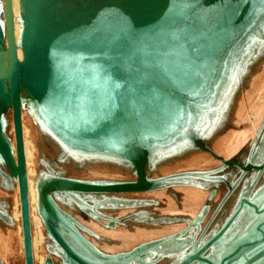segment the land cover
<instances>
[{
	"label": "rangeland",
	"instance_id": "1",
	"mask_svg": "<svg viewBox=\"0 0 264 264\" xmlns=\"http://www.w3.org/2000/svg\"><path fill=\"white\" fill-rule=\"evenodd\" d=\"M12 2L21 73L45 87L22 83L26 159H57L73 248L176 264L232 218L203 255L264 264V0ZM0 126L13 162L11 110Z\"/></svg>",
	"mask_w": 264,
	"mask_h": 264
},
{
	"label": "water",
	"instance_id": "2",
	"mask_svg": "<svg viewBox=\"0 0 264 264\" xmlns=\"http://www.w3.org/2000/svg\"><path fill=\"white\" fill-rule=\"evenodd\" d=\"M2 7L3 33L0 36V105L4 106L7 104L11 108L16 156L14 164L18 181L21 230L24 243V261L25 264H34L32 249V223L29 200V176L27 172L22 122V83H26L33 92L41 95H44L45 87L41 79L26 80L22 75L23 73H21L19 66V50L16 39L12 0H2ZM36 81L40 82L42 86V92L36 90L31 84V82ZM56 215H59L63 221L57 219ZM42 216L45 228L63 250L68 260L74 261L77 264H99L81 255L69 243L65 235L59 229V225H66V221L58 211L50 209L48 213L45 212ZM231 219L232 218H230V220ZM229 221L221 228L219 232L207 240L200 248L189 253L182 261L176 264H191L196 260L204 261L208 264H215L212 260L205 257L203 253L214 242V240H216L217 237L221 235Z\"/></svg>",
	"mask_w": 264,
	"mask_h": 264
},
{
	"label": "crops",
	"instance_id": "3",
	"mask_svg": "<svg viewBox=\"0 0 264 264\" xmlns=\"http://www.w3.org/2000/svg\"><path fill=\"white\" fill-rule=\"evenodd\" d=\"M2 33L3 7L2 0H0V36ZM4 108L11 110L7 104L4 106L0 105V110H4ZM3 135L8 136V131L0 126V264H25L18 181L15 173L14 160L12 162L7 154L9 145ZM36 147H38V145H36ZM1 152H5L6 155L2 156ZM31 158L30 162L26 159V163L29 176V200L34 264H66L67 258L65 253L45 228L42 220L43 213H48L50 209H54L58 212L60 210L56 200L48 191V187L52 184V177L56 172L54 170H50L49 172L46 171L44 165L48 162L46 159H49V161L55 159V164L57 159L42 154H38L35 159H33V154ZM29 164L33 165L30 171ZM32 186L35 187V192H32ZM34 226L37 228L41 226V230L39 228L37 232L38 239L36 247H34Z\"/></svg>",
	"mask_w": 264,
	"mask_h": 264
},
{
	"label": "bare ground",
	"instance_id": "4",
	"mask_svg": "<svg viewBox=\"0 0 264 264\" xmlns=\"http://www.w3.org/2000/svg\"><path fill=\"white\" fill-rule=\"evenodd\" d=\"M5 45V44H4ZM6 46V45H5ZM31 84L33 85V87L36 90H39L40 92H42V86L40 84V82L36 81V82H31ZM31 152V151H30ZM29 151H27V157L29 158L32 155V152L30 153ZM25 154V155H26ZM56 218L59 219L60 221H63L62 218L59 215H56ZM37 220V219H36ZM37 245V239L34 238V246Z\"/></svg>",
	"mask_w": 264,
	"mask_h": 264
}]
</instances>
